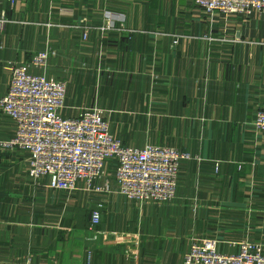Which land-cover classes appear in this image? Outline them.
<instances>
[{
  "label": "crops",
  "instance_id": "obj_1",
  "mask_svg": "<svg viewBox=\"0 0 264 264\" xmlns=\"http://www.w3.org/2000/svg\"><path fill=\"white\" fill-rule=\"evenodd\" d=\"M105 13L116 29L100 31ZM44 50L46 67L29 71L65 83L63 116L101 109L123 145L190 159L172 201L139 204L117 193L114 161L108 193H68L30 179L25 151L0 149V264H181L202 238L264 251V132L253 125L264 14L208 15L193 0H0V100L9 68ZM14 131L0 112V142Z\"/></svg>",
  "mask_w": 264,
  "mask_h": 264
},
{
  "label": "built area",
  "instance_id": "obj_2",
  "mask_svg": "<svg viewBox=\"0 0 264 264\" xmlns=\"http://www.w3.org/2000/svg\"><path fill=\"white\" fill-rule=\"evenodd\" d=\"M193 1L208 15L264 14V0ZM105 19L101 32L116 29L111 15L105 13ZM48 56L49 52L44 50L32 56L28 63L9 68L10 83L0 100V112L13 121L15 131L12 138L0 142V149L25 151L28 177L35 183L46 179L51 190L108 193L105 166L114 161L113 178L119 195L139 204L172 201L180 163L189 160V155L168 146L123 145L111 134L103 111L98 108H84L75 116H63L65 83L29 71L31 67L44 69ZM253 125L264 132V111L256 112ZM100 219L101 205H98L90 212L89 229L98 225ZM221 245L233 252L221 250ZM19 264L36 263L27 258ZM181 264H264V251L249 241L202 238L192 241Z\"/></svg>",
  "mask_w": 264,
  "mask_h": 264
},
{
  "label": "rangeland",
  "instance_id": "obj_3",
  "mask_svg": "<svg viewBox=\"0 0 264 264\" xmlns=\"http://www.w3.org/2000/svg\"><path fill=\"white\" fill-rule=\"evenodd\" d=\"M226 251H228V252H233L232 250H229V249H225Z\"/></svg>",
  "mask_w": 264,
  "mask_h": 264
}]
</instances>
